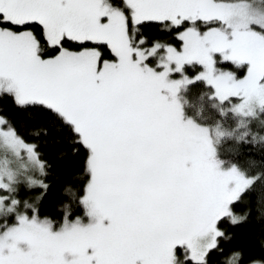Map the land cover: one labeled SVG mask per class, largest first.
Listing matches in <instances>:
<instances>
[{"label":"snow or ice","instance_id":"6c2138e0","mask_svg":"<svg viewBox=\"0 0 264 264\" xmlns=\"http://www.w3.org/2000/svg\"><path fill=\"white\" fill-rule=\"evenodd\" d=\"M8 102L83 158L42 218L48 166L0 112V264H209L264 192V0H0Z\"/></svg>","mask_w":264,"mask_h":264},{"label":"trees","instance_id":"16d2710c","mask_svg":"<svg viewBox=\"0 0 264 264\" xmlns=\"http://www.w3.org/2000/svg\"><path fill=\"white\" fill-rule=\"evenodd\" d=\"M166 39V37H161ZM0 112H3L11 120L18 133L30 143L38 145V150L48 166L46 182L49 185L48 192L41 203V217H50L59 220V208L64 200L63 190L65 185L74 176L80 173L82 154L74 155L72 146L66 133L55 131V120L44 113H25L14 108L10 102L0 104ZM48 130V135L35 137L37 131ZM261 155L258 151L242 149L240 162L242 164L249 160L260 161ZM80 182H83L81 177ZM79 187V184H77ZM264 202V192L258 187L248 196L243 203L237 206V212L250 210L247 222L236 227L224 225L226 231L233 239L222 244L223 254L212 252L209 254V264H223L233 249H241L246 255H258L264 246V216L258 209Z\"/></svg>","mask_w":264,"mask_h":264}]
</instances>
